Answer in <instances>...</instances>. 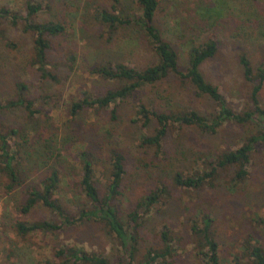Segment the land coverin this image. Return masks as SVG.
Here are the masks:
<instances>
[{"label":"rangeland","instance_id":"rangeland-1","mask_svg":"<svg viewBox=\"0 0 264 264\" xmlns=\"http://www.w3.org/2000/svg\"><path fill=\"white\" fill-rule=\"evenodd\" d=\"M27 0H0V7H10L25 16ZM41 1V0H35ZM48 1V0H43ZM51 11L40 14L36 20L44 23L66 21L71 28L67 36L50 38L52 50L49 62L58 82L43 81L29 62L33 55V38L22 26L13 27L7 22L0 23V104L12 100L18 92V84L25 85L23 97L34 100L41 114L31 121L27 112L21 108L0 111V127L18 128L19 137L14 144L24 142L22 136L30 138L23 143V151L33 147L36 130H48L52 137L61 143L65 140L69 152L65 155L75 157L79 150L88 145L99 166L97 181L105 185L108 176V164L112 149H120L126 156L127 176L123 183L124 196L117 202L118 208L128 211L129 201L154 189L165 182L171 189L170 199L163 200L157 211L148 218L142 234L145 245H158L157 234L168 225L173 236L180 240L182 248L178 251L180 264H201L195 258L192 249L190 222L193 218L202 220L204 215L213 219L216 239L220 244L221 257L231 259L239 251V245L246 236L254 235L264 247V226L255 219L264 216V145H258L250 166V175L238 189L233 188L231 179L233 169L221 171L213 181L202 189L193 190L175 188L172 184L176 173L193 175L207 171L208 161L219 153L241 146L247 136V128L238 126L223 127L216 135L203 134L198 130L176 128L171 130L164 148L165 153L156 154L153 148L140 147L141 135L153 134L155 125L145 124L137 115L138 107L145 103L158 110L165 111L155 100V94L163 97L177 95L175 106L197 110L204 114L216 112L217 107L208 97L197 96L191 85L180 86L175 80L164 82L154 92L144 90L118 107V119L110 120L109 111H84L70 124L71 104L85 95H101L120 83L106 81L92 76L90 71L96 65L125 64L138 70L154 64L158 58L147 39L138 28H123L110 32L96 20L94 10L98 6L110 8L115 0H50ZM119 5L131 15H140L136 0H118ZM212 0H166L162 4L157 18V26L163 31L164 38L172 44L179 54L180 66H188V52L185 47L188 35L202 43L207 35L215 31L220 41L216 56L206 61L201 71L206 80L218 86L228 105L235 111H241L248 105L249 86L243 79L239 62L241 54H246L257 67L264 61V0H255L256 9L262 21L251 26L237 24L235 19H225L214 28L197 21L198 7L209 6ZM181 23L177 26V22ZM191 28L188 34L185 29ZM13 43L14 48L8 47ZM70 60V61H69ZM52 70V71H53ZM175 93V94H174ZM44 97L47 99L44 101ZM50 98V100H48ZM149 98V100H148ZM264 108V88L260 95ZM67 175L71 178V187L67 193L69 201L77 194L75 183L80 179V167L69 160ZM41 177L35 178L39 183ZM4 177L0 174V264H43L56 261L55 249L76 247L88 252H99L107 256L114 264L116 246L105 230L97 224L87 223L70 227L57 234L37 232L21 238L15 230L19 220L35 222L52 219L51 213L36 207L29 215L22 216L16 210V201L22 200V192L7 196ZM70 192V193H69ZM62 193V192H61ZM72 202L73 209H80L81 201Z\"/></svg>","mask_w":264,"mask_h":264},{"label":"trees","instance_id":"trees-1","mask_svg":"<svg viewBox=\"0 0 264 264\" xmlns=\"http://www.w3.org/2000/svg\"><path fill=\"white\" fill-rule=\"evenodd\" d=\"M140 15H131L120 7L115 0L110 8L98 6L94 16L100 25L115 32L123 28H138L147 39L150 47L156 53L158 60L151 66L138 70L125 64L96 65L90 73L106 81H116L120 85L107 90L101 95H85L71 104L70 124L86 110L97 112L109 111L110 120L118 119L119 104L132 99L136 94L151 89L153 92L164 82L175 80L180 86L191 85L197 96L208 97L217 107L212 114L177 108L176 94L170 93L163 97L159 93L154 99L160 106L165 104V111L142 103L138 107L139 119L148 126L155 125L153 134L139 137L140 147L153 148L156 154L165 153L164 143L171 130L176 128L198 130L203 134L216 135L224 126L247 128V136L240 147L225 150L214 159L208 161L207 171H197L193 175L176 173L172 184L175 188L198 190L213 186V181L221 171L233 169L232 187L238 189L240 184L248 179L253 154L258 145H264V108L260 95L264 88V61L254 69L253 60L246 54H241L239 62L243 71L245 84L249 86L248 105L241 111L232 109L218 86L206 80L201 71L202 65L214 58L219 51L220 41L215 31L210 32L202 43L194 37L186 38L185 47L188 52V66L184 70L180 66L179 54L172 44L164 38L163 31L157 26V18L166 0H136ZM51 1L27 0L25 16L12 8L0 7V23L7 22L13 27L22 26L25 32L33 38V55L29 62L40 79L58 82L54 70L50 67L49 52L52 50L50 38L67 36L70 31L66 21H50L40 23L36 18L40 14L51 11ZM255 0H212L209 6L198 7L196 19L209 28L227 18L235 19L237 24L251 26L262 21L259 10L255 8ZM180 25V21L176 23ZM186 32L192 29L187 27ZM8 47L14 48L13 43ZM70 61V60H69ZM53 70V71H52ZM25 85L18 84V92L14 99L0 104V111L21 108L27 112L31 121L37 119L41 110L30 98L23 97ZM47 98L44 97V101ZM50 100V98H48ZM149 100V98H148ZM18 128L4 129L0 127V174L3 175L4 188L7 196L18 191L22 192V200L16 201V210L22 216L29 215L36 207L47 209L52 219L27 222L19 220L15 230L21 238L42 232L57 234L62 230L87 223L102 227L115 244L114 264H180L178 251L182 248L180 240L173 236L168 225L157 234V246L145 245L146 239L142 231L148 218L157 211V206L163 200L170 199L171 189L167 183L159 184L151 191L139 196L135 201H129L128 211L118 208L117 202L124 196L123 183L128 174L127 160L120 149H112L109 157L108 176L105 185L97 181L98 164L94 154L89 150V144L83 146L75 157L64 154L69 152L64 140L60 142L48 135V130H39L33 135V149L23 151V143H30V138L22 136L24 142L14 144V138L19 137ZM73 160L80 167V179L75 183L77 194L69 201L67 193L70 188V177L67 166ZM41 177L39 183L34 179ZM239 190V189H238ZM62 192V193H61ZM70 193V192H69ZM81 201L80 209L76 211L71 204ZM193 218L190 222L192 252L201 264H226L221 257L220 244L216 239L213 219L209 215ZM258 225L264 226V216L255 219ZM56 261H46L43 264H113L107 256L99 252H88L76 247L55 249ZM227 264H264V247L254 235L246 236L239 245V251L233 253Z\"/></svg>","mask_w":264,"mask_h":264}]
</instances>
